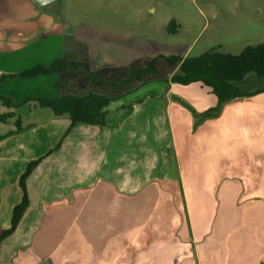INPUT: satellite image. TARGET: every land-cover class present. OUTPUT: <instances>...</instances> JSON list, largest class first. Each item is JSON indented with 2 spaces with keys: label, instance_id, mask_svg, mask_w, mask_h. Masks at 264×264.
Returning <instances> with one entry per match:
<instances>
[{
  "label": "crops",
  "instance_id": "crops-1",
  "mask_svg": "<svg viewBox=\"0 0 264 264\" xmlns=\"http://www.w3.org/2000/svg\"><path fill=\"white\" fill-rule=\"evenodd\" d=\"M49 5L0 0V78L58 58L69 65V45L82 57L83 40L47 42L62 35ZM163 85L93 88L114 99L107 126L79 123L66 137L67 116L0 102V116L13 114L0 121V237L22 201L21 176L41 159L0 264H264V92L196 124L181 102L205 112L211 88ZM12 91L0 84L1 95Z\"/></svg>",
  "mask_w": 264,
  "mask_h": 264
},
{
  "label": "rangeland",
  "instance_id": "rangeland-1",
  "mask_svg": "<svg viewBox=\"0 0 264 264\" xmlns=\"http://www.w3.org/2000/svg\"><path fill=\"white\" fill-rule=\"evenodd\" d=\"M45 10L62 32V39L47 42L56 48L66 34L69 43L83 40L84 54L78 57L74 44L69 45L70 71L60 77L0 82L13 90L15 102L23 97L86 94L104 86L166 87L164 81L179 65H170L166 57L195 58L208 51L239 54L246 46L264 42V0H60ZM150 63L155 73L143 74L141 81L131 79V71ZM262 86L264 79L253 77L243 85L247 90Z\"/></svg>",
  "mask_w": 264,
  "mask_h": 264
},
{
  "label": "trees",
  "instance_id": "trees-1",
  "mask_svg": "<svg viewBox=\"0 0 264 264\" xmlns=\"http://www.w3.org/2000/svg\"><path fill=\"white\" fill-rule=\"evenodd\" d=\"M171 26H174V21L171 22L169 27L171 28ZM166 59L170 65L179 64L178 71L169 80L165 81L167 84L190 85L192 83H202V85L211 88L212 93L216 97L215 106L202 113L197 112L183 101L181 102L193 113L197 119L196 124L208 118L218 117L223 107L235 99L250 97L264 92L263 86L253 90H247L243 87L248 78H258L259 81L260 79H264V42L246 46L239 54L208 51L195 58L183 59L177 56H169ZM66 71H70L67 61L63 58H58L51 64H39L16 74L2 75L0 82L15 79H34L42 75L60 77ZM155 72L154 63H150L146 68L133 72L131 79H139L143 74ZM112 101L114 99L96 93H67L53 97L26 98L19 104H16L12 96L0 94V102L7 108L18 109L26 104L34 103L41 109L51 110L56 117L67 116L71 123L65 133V137L79 123L98 125L101 128H105L107 126L106 119L108 114L106 108ZM11 116L13 114L1 115L0 121L4 122ZM16 127L17 132L23 130L20 120L16 121ZM5 137L0 136V141ZM59 147L60 144L56 149ZM40 161L41 159L32 161L28 165L26 172L21 176L22 201L14 208L11 228L3 233L0 240L14 232L28 208L29 197L26 180Z\"/></svg>",
  "mask_w": 264,
  "mask_h": 264
},
{
  "label": "water",
  "instance_id": "water-1",
  "mask_svg": "<svg viewBox=\"0 0 264 264\" xmlns=\"http://www.w3.org/2000/svg\"><path fill=\"white\" fill-rule=\"evenodd\" d=\"M40 5L42 6H46V5H49V4H52L58 0H36ZM48 264V263H47Z\"/></svg>",
  "mask_w": 264,
  "mask_h": 264
}]
</instances>
